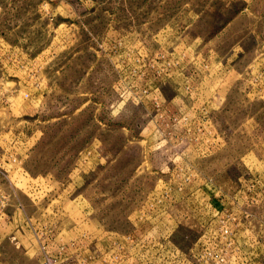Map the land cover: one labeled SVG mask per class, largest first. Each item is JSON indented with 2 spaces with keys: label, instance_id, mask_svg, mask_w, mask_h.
Listing matches in <instances>:
<instances>
[{
  "label": "rangeland",
  "instance_id": "1",
  "mask_svg": "<svg viewBox=\"0 0 264 264\" xmlns=\"http://www.w3.org/2000/svg\"><path fill=\"white\" fill-rule=\"evenodd\" d=\"M264 264V0H0V264Z\"/></svg>",
  "mask_w": 264,
  "mask_h": 264
},
{
  "label": "built area",
  "instance_id": "2",
  "mask_svg": "<svg viewBox=\"0 0 264 264\" xmlns=\"http://www.w3.org/2000/svg\"><path fill=\"white\" fill-rule=\"evenodd\" d=\"M42 264H52L50 261L46 260Z\"/></svg>",
  "mask_w": 264,
  "mask_h": 264
}]
</instances>
